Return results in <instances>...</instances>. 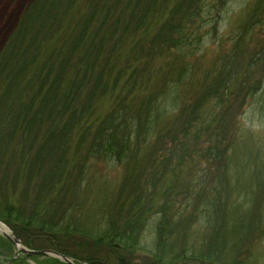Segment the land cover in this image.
<instances>
[{
	"label": "trees",
	"instance_id": "obj_1",
	"mask_svg": "<svg viewBox=\"0 0 264 264\" xmlns=\"http://www.w3.org/2000/svg\"><path fill=\"white\" fill-rule=\"evenodd\" d=\"M76 1L33 0L20 21L19 28L11 35L6 47L0 51V130L13 127V131H8L5 134V139L1 137L0 152L3 145L6 144V140L9 141L16 131V127H19L20 121L26 119L29 127L30 124L34 125L38 122L49 124V132L44 138L43 147L27 157L30 172L34 174V177L41 179L40 188L44 190L57 189L61 181L68 183L66 174L69 159L80 161L76 172L78 183L86 178L94 163L104 161L105 163L125 164V176L115 198L111 200L109 196L104 200L103 207L106 210L110 207L114 213L119 214L121 216L119 218L125 222L126 226L123 229H117V227L110 229L105 234L106 236L101 234L96 236V242L107 243L109 252L106 254L116 258L117 264H130L121 251L126 250L128 253L135 251L140 244L139 236L135 238V234L140 233L146 226L149 215L160 213L162 214L160 235H164L165 231L169 230L165 237L166 240L160 237L156 241L155 254L161 259L165 253H168L167 249H175L177 246L168 241L169 235L174 232L169 226L174 223L183 224V221L187 222L188 219L180 216L181 212L185 211L181 210L182 206L178 207L177 199L181 193L173 192L187 160L194 161L200 157L199 159H203L209 164L216 161L220 164L223 163L224 166L232 160V155L228 150L231 149L234 142L228 144L226 141L227 136L221 132L222 128H220L223 124L221 119L218 120L219 126L211 133L207 129L206 136L208 138L206 140L208 143L212 140L214 144L208 148L206 146L205 150L200 151L199 149L201 147L199 141L202 137L201 130L194 131L191 137L192 129L199 126L198 122L202 126L205 125L202 117V102L217 97L223 102L226 101L224 95L231 94L228 85L230 82L232 83L233 79L234 81L239 79L242 84L245 83L243 86L241 85V89L247 91L254 89L252 91L254 93L259 90L258 87L262 84V76L254 78L255 84L249 86L248 81L251 80L248 77L252 79L253 73H250V76H241L237 58L233 60L229 68L225 66L229 64L226 62L220 72L213 77L211 83L209 82L203 91L195 93L194 103H189L191 107H188L187 111V106L182 105L176 110L174 118L170 117V112L174 111L181 103L180 88L186 83L187 76L191 75L194 69V64L189 60V57L194 56L193 47L195 44L199 45L202 39V32L199 31L201 29L196 27H202L206 21L204 17L208 16L213 20L212 27L216 32L221 11H216V9H222L220 5L222 3L225 5V1L214 0L211 2L209 0L211 9L207 15H204L207 0H127L125 7L132 8V14L128 19L132 23H128H135L134 29L136 30L146 29L142 31L145 33H141L140 37L128 36L131 37L132 43H136L141 49L139 51L143 53L148 41V39L145 40L146 33L155 28L154 30L158 29V34L154 40L148 41V43L152 42L148 46L149 51H157L159 48L173 56L167 74L168 79L167 82L165 81L166 90L162 94L152 91L147 96L141 97L140 102L136 105L121 100L105 117H99L95 110L92 111V105L110 92L108 91L110 82L109 76L106 75L107 70L103 66H98V58L103 52V61H107L104 51L111 39L103 36L98 37L90 30L98 23V20L100 22L98 25H104V28L105 25L107 26L104 19L107 22V18H110V5L112 4H99V0H92L95 6L90 12L79 14L78 10L75 11L77 14L73 15V19L70 20L69 28H76L81 31V34L73 35L74 42L70 39L63 41L60 36L61 42L56 33L61 30L64 19ZM171 1L173 2L172 8L169 7ZM114 2L118 5L120 0H114ZM180 12H182L181 19L176 21L174 16ZM245 19L244 30L234 43L236 52L240 53L242 52L240 45L244 42L242 39L245 35L253 34L256 26H261L264 22L262 0H256L251 7L250 5L247 7ZM133 20L136 21L133 22ZM126 29H130V27L127 26ZM250 36L252 38V35ZM55 40L57 42L53 43ZM84 43L89 45L87 50L84 49ZM82 44H84L83 51L86 52L87 62L82 70L76 71L75 78L72 77L73 75L70 78L71 74L68 75L66 71L73 66L78 52L82 49L78 45L82 46ZM259 46L262 47L260 51H263L264 43ZM253 51V47L248 50L249 54ZM253 54L257 55L256 52ZM262 58L261 56V62H263ZM249 63L253 70L252 66L257 62L250 60ZM83 78L85 84L82 82ZM169 78L175 81L173 85L168 83ZM234 84H239L238 80ZM48 85L51 91H46ZM168 94L171 95L170 99ZM218 103L221 104V102ZM186 112H189L193 118L184 123L186 120L184 117L182 129L171 134L170 130L178 124L183 113ZM65 116L67 117L66 121H64ZM7 121L14 124L8 125ZM213 122L215 120L212 119L209 124L213 125ZM209 124H206L205 127H209ZM76 129H80L82 132L75 140L76 152L71 157L69 154L71 139ZM83 144L87 145V152L81 154L80 150L83 149ZM166 144H170V146L165 147ZM203 151L206 152L202 154L201 158L200 155ZM177 154L179 155L176 157ZM233 155L238 158L236 153ZM170 157L177 161V164L171 169ZM147 159L150 165L140 167L141 162L147 161ZM48 162H52L54 165L47 167ZM147 168L153 169V171L150 172L151 175L148 178L143 179L140 175ZM169 171L170 176L167 178L166 175ZM219 175V183L225 182L224 171H221ZM164 177L167 180H164ZM190 177H193L192 174ZM183 182L186 187L185 198H192V205H194L192 211L197 214L200 212L205 214L209 221L208 228L211 227L212 232L209 231L214 232L216 236L209 239L211 249L201 252L200 258H196L203 263L242 264L241 257L226 260L224 256L229 252L228 248L231 243L234 251H240L242 240L249 233L250 228L262 224L264 226L260 215L253 213V216L250 217L249 212L240 210L237 212L233 207H229L225 201V195L231 191L228 185L224 184L223 188H214L213 193H210L212 196L209 193L205 196V192L200 193L196 190L193 184L196 182L195 178L184 179ZM63 190V187L59 189L60 198ZM199 201L202 205L200 209ZM34 204L35 206L42 205L43 210L40 214L44 218L34 220L33 216V218L27 219L23 217L25 215L23 210L15 207L13 202L2 201L0 202V219L26 241L32 239L33 242H36L40 241L38 238L43 239L44 237L49 246L54 245L56 249L67 254L69 253L68 247L63 245L70 244L71 238H75L74 234L83 232V234L93 236L94 233L78 228L72 229L69 226L57 228L54 226L55 222L49 221V218L46 217L59 214V211L52 212L53 202L39 201ZM38 214H35L36 217ZM190 218L192 222V215ZM48 222H50V226H48ZM57 232L65 234L66 239L61 240ZM218 235L224 238L220 239ZM28 243L32 245L29 241ZM178 257L184 258V256Z\"/></svg>",
	"mask_w": 264,
	"mask_h": 264
},
{
	"label": "rangeland",
	"instance_id": "obj_2",
	"mask_svg": "<svg viewBox=\"0 0 264 264\" xmlns=\"http://www.w3.org/2000/svg\"><path fill=\"white\" fill-rule=\"evenodd\" d=\"M172 1L169 3V7L172 6ZM210 1L214 2V0ZM224 1L225 5L223 3L220 5L222 9H216V11L221 10L216 32H214L212 27L213 20L208 16L204 17L206 21L203 25L201 24L202 27H196L201 29L199 31L202 32V39L199 45L195 44L193 47L195 51L194 56L189 57V60L194 64V69L191 72L192 74L187 76L186 83L180 88L181 103L178 104L174 111L170 112V117L174 118L177 112L176 110L182 105L187 106V111L188 107H191L190 104L194 103L195 93L203 91L204 87L209 82L211 83L216 73L220 72L221 67L226 62H229V64L225 65L229 68L236 58L241 68L239 70L241 76H250V73H253L252 79L248 77L251 80L248 81V85L255 84L253 80L256 77L259 78V76H262V84L258 87L259 90L253 93L252 91L254 89L252 91L243 90L241 87L245 83L242 84L239 79H236L239 84H234L236 80L234 81L233 79L231 80L232 83L230 82L228 85L231 94L224 95L226 101L223 102L217 97L202 102V117L205 125L202 126L198 122L199 126L197 125V127L192 129L191 137L194 131L198 132L201 130L202 137L199 140L201 147L199 149L200 151L205 150L214 144L212 143L214 141L210 140L208 143V140H206L208 138L206 136L207 132L209 131L211 133L215 130L219 126L218 120L221 119L223 124L220 128H222L221 132L227 136L226 141H228V144L234 142L231 145V149L229 148L228 150L232 155V160L225 166L222 165L223 163L220 164L216 161L213 164H209L203 159H199L200 157L194 161L192 159L187 160L182 170V175H179L180 180L177 181V185L173 189L174 193H181L177 199L178 207L182 206L181 210L185 211H182L180 216L188 218L187 222L183 221V224L177 225L174 223L169 226L174 232L169 235L168 241L172 244L175 243L177 245L176 248L171 250L167 249L168 253H165L161 259L156 256V241L160 237L165 239L169 230L167 232L165 231L164 235H160L159 229L162 227L160 224L162 214L153 213L149 215L146 226L143 227L142 231L135 234V238L139 236L140 244L138 248L130 253L126 250L121 251L122 254H125L124 256L128 261H130V264H217L203 263L196 258H200L201 252H207L211 249L209 246L211 245V241L209 239L216 236L214 232L211 233V227L208 228L209 221L205 214L203 212L197 214L192 211L194 209L192 198H185L184 190L186 187H184V179L195 178L196 182L193 184L196 190L200 193L205 192V196L208 193L212 194L214 188H223L224 184L228 185V188L231 190L225 195V201L228 206L233 207L237 212L239 210L249 212L250 217L253 216V213H257L264 222V50L260 51L262 47L259 46V44L264 43V22H262L261 26H256L253 34L247 33L245 35L242 39L244 42L240 45L242 52H236L234 43L238 39L239 34L244 30L247 7L249 5L251 7L256 0ZM32 2L33 0H0V51L6 47L11 35L19 28L20 21ZM106 3L112 4L110 5V18H107V22L104 19L107 26L105 25L104 28V25H98L100 23L98 20V23L90 30V32L98 37L103 36L111 39L107 47L105 46L104 51V56L107 58V61H103V52L100 58H98V66H103L107 70L106 75L109 76L110 82V88L108 89L110 92L104 95L103 99L92 105V111L95 110L96 115L99 117H105L121 100L136 105L140 102L141 97L147 96L152 91L156 94L165 92V81L167 82L169 65L173 58V56L166 53V50L158 48L157 51H149L148 46L152 42L148 43V41L154 40L158 34V29L154 30L155 28L149 30L150 33H146L145 40L147 41L148 39L144 51L146 53H141V49L136 43H132L131 37L128 36L134 38L140 37L141 33H145L142 31L146 29L136 30L134 29L135 23L130 24L132 22L128 19H130L132 14V8L125 7L127 0H120L118 5L114 0H99V4ZM262 3L264 5V0H262ZM94 6L95 3H92V0H77L66 19H64L65 21L61 26V30L59 33H56V36L58 38L61 36L63 41L70 39L74 42L73 35H80L81 31L76 28H69L71 24L70 20L73 19L77 12L79 14H82V12L88 13ZM209 9L211 8L209 0H207L203 14L207 15ZM169 11L170 8L168 13ZM180 14L182 12L174 16L176 21H180ZM116 19H118V22H116ZM135 21L133 20V22ZM127 26L130 29L127 30ZM250 35H252V38ZM60 41L62 42L61 39ZM55 42L57 40L53 41V43ZM84 44V49L87 50L89 45ZM84 44L82 46L78 45L82 49L78 52L71 69L66 71L68 75L71 74L70 78L72 75L75 78L76 71L82 70L85 62H87L85 57L86 52L83 51ZM252 47L254 51L249 54L248 50ZM254 52L257 55L253 54ZM261 56L263 57V62H261ZM250 60L257 62V64L252 66L253 70L250 68ZM82 82L85 84L84 78ZM168 83H172L173 85L175 81L169 78ZM46 91H51L49 85L46 87ZM82 94L85 95V93ZM168 98H171L170 94H168ZM228 99L230 100L227 101ZM218 102H221V104ZM184 117L186 119L184 123L193 118L189 112L183 113L178 124L170 130L171 134L177 133L180 128L182 129ZM64 118V121H66L67 117L65 116ZM212 119L215 122L212 123L213 125H210L209 123H211ZM23 120L20 121L19 127H16V131L14 130L15 132L9 141L8 139L6 140V144L3 145L0 152V202H13L15 207L23 210L25 214L23 217L30 219L34 216V220L44 218L40 214L43 210L42 205L35 206L34 203L39 201L53 202L54 204L51 205L52 212L59 211V214L46 217L49 218V221L53 220V223L55 222L54 226H57V228L69 226L72 229L78 228L82 231L94 233L93 236L83 234L80 231V233L74 234L75 238H71L72 241L69 242L70 244L63 245L64 247H68L70 253L66 255L76 260L79 259L83 264H89L88 260L91 264H96L97 262L100 264H117L116 258L110 254H106L109 252V248L106 246L107 243L105 244L102 241L99 244L96 242L95 237L100 234H107V231H110V229L116 227L117 229H123L126 226L125 222L119 218L121 217L119 214L114 213L110 207L107 210L103 207L105 199L109 196L111 200L115 198L117 190L120 188L125 176L126 165H119L114 162L105 163L104 161L94 163L89 169L86 178L78 183L76 172L80 161L77 159H69L66 174L68 183L66 184V182L61 181L57 189L44 190L40 188L41 179L34 177V174L30 172L27 157L28 155L30 157L37 149L43 147L42 143L49 132V124L47 122H38L34 125L30 124L29 127L27 120ZM11 124L14 123L12 122L8 125ZM206 124L210 126L205 127ZM187 126L191 127L189 125ZM8 131H13V127L11 129L7 128V130L5 128L0 130V139L1 137L5 139V134ZM81 132L80 129H76L71 139V152L69 153L71 157L76 152L75 140L81 135ZM179 135L182 136V134ZM86 146L83 144V149L80 150L81 154L87 152ZM167 146H170V144L165 145V147ZM205 152L203 151L201 153V158ZM234 153H236L238 158L234 157ZM169 160L171 169L177 164V161L176 159H172V157ZM148 162V159L147 161L143 160L140 167L149 166L150 164ZM127 164L130 165L128 162ZM52 165H54L52 162L47 163V167ZM151 171L153 169L147 168L140 177L143 179L148 178L151 175ZM221 171H224L226 174L224 176L225 182L223 183H219V174ZM191 174L193 177H190ZM169 176L170 171L166 177L168 178ZM166 177H164V180H167ZM61 187L64 190L61 192L60 198L59 189ZM211 194L210 196H212ZM198 206L199 209L202 207L200 201ZM37 213L39 214L36 217L35 214ZM191 215L192 222L190 220ZM0 222L5 224L1 219ZM48 223V226H50V222ZM254 224L256 225V223ZM5 225L9 226L8 224ZM57 235L63 241L66 239L65 234L62 232H57ZM178 236L180 237L178 238ZM218 237L220 239L224 238L220 235ZM20 238H22V242L25 244V238ZM177 238L178 241H176ZM18 248L19 246L13 244L8 237L0 232V252L13 254ZM46 249L50 248L47 247ZM228 251L227 255L224 256L226 260L241 257V260H243L242 264L245 262L247 264H264L263 224L255 226L252 229L250 228L249 233L242 240L240 251H234L232 249V243ZM21 252L25 254L24 251L21 250ZM178 256H184V258L182 259ZM37 260L42 262L41 264H61L60 262H65L62 258L51 256L47 258L39 257ZM30 262L33 264L38 263L33 259Z\"/></svg>",
	"mask_w": 264,
	"mask_h": 264
},
{
	"label": "bare ground",
	"instance_id": "obj_3",
	"mask_svg": "<svg viewBox=\"0 0 264 264\" xmlns=\"http://www.w3.org/2000/svg\"><path fill=\"white\" fill-rule=\"evenodd\" d=\"M6 224V223H5ZM0 232L3 234V235H5L6 237H8L9 238V236H8V234H10V230L6 227V226H4L3 224H1L0 223ZM10 239V238H9ZM40 241H34L33 242V240L32 239H27L32 245H30L29 243H28V241H26V239L24 240L25 241V244H26V246H25V244L22 242V238L20 239L21 240V242L23 243H20V245H19V248H18V250L17 251H15V253H13V254H10V255H13V256H15V255H18V254H20L21 253V250L22 251H24L25 252V254L26 255H28V257H30V258H32V257H37L36 259H34L33 258V260H37L39 257L40 258H42V257H44V256H48V257H56V258H58L57 256H59L58 254H60V255H65V256H68V255H66L67 253H64V252H62L61 250H59V249H56L55 247H54V245H51V246H49L47 243H46V241H45V239H44V237H43V239L42 238H38ZM11 240V239H10ZM37 242H40V244H37ZM50 248V249H46V248ZM26 250H29V251H45V250H50V251H54V252H56V253H58V254H28L27 252H26ZM71 260L73 259H75V258H71L70 256H68ZM75 257V256H74ZM108 258H109V256H107ZM72 260V261H73ZM38 261V260H37ZM89 261V260H88ZM118 263V262H117ZM89 264H91V262L89 261ZM96 264H100L99 262H97ZM120 264V263H119Z\"/></svg>",
	"mask_w": 264,
	"mask_h": 264
},
{
	"label": "flooded vegetation",
	"instance_id": "obj_4",
	"mask_svg": "<svg viewBox=\"0 0 264 264\" xmlns=\"http://www.w3.org/2000/svg\"><path fill=\"white\" fill-rule=\"evenodd\" d=\"M44 257L47 258L48 256H44ZM33 258L36 259L37 257L30 258V257H28V255L23 254L22 252L18 255H15V256L0 252V264H33L30 262ZM37 262L38 263H35V264H41L42 263L40 261H37ZM60 263L61 264H83V262H81L79 259L78 260L74 259L71 262L65 261V262H60Z\"/></svg>",
	"mask_w": 264,
	"mask_h": 264
},
{
	"label": "water",
	"instance_id": "obj_5",
	"mask_svg": "<svg viewBox=\"0 0 264 264\" xmlns=\"http://www.w3.org/2000/svg\"><path fill=\"white\" fill-rule=\"evenodd\" d=\"M4 225V224H3ZM6 226V225H4ZM7 227V226H6ZM8 228V227H7ZM11 234V235H10ZM10 234H8L9 238L11 239V241L15 244V245H18L21 242L20 238L16 235V233H14L13 231H10ZM26 252L28 254H58L54 251H50V250H45V251H29V250H26ZM59 256H57L58 258H62L63 260L67 261V262H71L72 260L68 257V256H65V255H60L58 254Z\"/></svg>",
	"mask_w": 264,
	"mask_h": 264
}]
</instances>
